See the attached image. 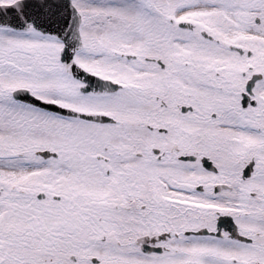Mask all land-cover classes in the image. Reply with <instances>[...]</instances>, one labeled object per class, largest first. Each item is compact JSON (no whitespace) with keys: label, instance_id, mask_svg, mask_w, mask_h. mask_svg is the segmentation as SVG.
<instances>
[{"label":"snow or ice","instance_id":"snow-or-ice-1","mask_svg":"<svg viewBox=\"0 0 264 264\" xmlns=\"http://www.w3.org/2000/svg\"><path fill=\"white\" fill-rule=\"evenodd\" d=\"M0 264H264V0H0Z\"/></svg>","mask_w":264,"mask_h":264}]
</instances>
